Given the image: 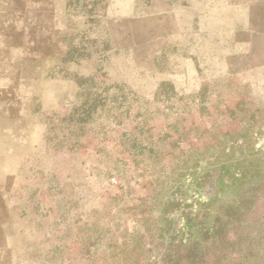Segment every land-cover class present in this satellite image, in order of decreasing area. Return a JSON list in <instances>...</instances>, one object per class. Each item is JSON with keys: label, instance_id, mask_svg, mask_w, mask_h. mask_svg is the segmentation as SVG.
Wrapping results in <instances>:
<instances>
[{"label": "rangeland", "instance_id": "rangeland-1", "mask_svg": "<svg viewBox=\"0 0 264 264\" xmlns=\"http://www.w3.org/2000/svg\"><path fill=\"white\" fill-rule=\"evenodd\" d=\"M177 2L112 13L77 73L38 53L1 89L0 150L23 152L0 156V264H264V36L247 9L226 36L220 0ZM216 168L204 222L179 227L168 202L202 204Z\"/></svg>", "mask_w": 264, "mask_h": 264}, {"label": "crops", "instance_id": "crops-1", "mask_svg": "<svg viewBox=\"0 0 264 264\" xmlns=\"http://www.w3.org/2000/svg\"><path fill=\"white\" fill-rule=\"evenodd\" d=\"M220 1L215 4L222 10L217 18L229 26L226 36L234 35L237 22L245 17L241 19L240 16L244 9L248 11L246 28L256 36H264V0ZM186 7L185 2L179 4L177 0H0V91L7 86L17 87V70L18 73L20 69L31 73L33 58L38 53L40 58L47 59L46 54L54 51L56 60L63 61L61 69L65 70V62L73 68L71 73H77L75 68L81 64L95 63L96 45L106 42L96 39L95 30L100 27V22H108L114 12L120 18L127 16V19L131 15L143 21ZM217 33L222 34L220 30ZM226 36H222L225 44L239 45L238 39L230 42ZM249 43L253 60L260 58L259 62H262L264 50L253 41ZM89 73H96V65ZM9 115L8 107H5L2 116L6 120H0V127L14 124L13 119L8 121ZM11 148L10 151L0 150V156H16L23 152L15 145Z\"/></svg>", "mask_w": 264, "mask_h": 264}, {"label": "trees", "instance_id": "trees-1", "mask_svg": "<svg viewBox=\"0 0 264 264\" xmlns=\"http://www.w3.org/2000/svg\"><path fill=\"white\" fill-rule=\"evenodd\" d=\"M221 178V169L216 168L211 172H208L203 179H200L198 184L202 183V190L199 188L195 197L202 201V206L197 204L196 207H192L191 210H185L183 207V201L178 200L175 197L172 198L167 205V208L171 207L169 211H166L170 217L176 216V223L183 229L186 228V224L190 223L192 226L197 227L200 225L199 220L204 222V218L208 215L206 208L207 203L218 198L217 182ZM200 187V185H199ZM178 200V201H176ZM205 204V205H204ZM173 214V216H172ZM170 219V218H169ZM173 228V227H172ZM198 228V227H197ZM177 232V231H176Z\"/></svg>", "mask_w": 264, "mask_h": 264}]
</instances>
